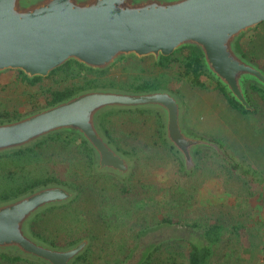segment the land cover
<instances>
[{
  "label": "rangeland",
  "instance_id": "obj_1",
  "mask_svg": "<svg viewBox=\"0 0 264 264\" xmlns=\"http://www.w3.org/2000/svg\"><path fill=\"white\" fill-rule=\"evenodd\" d=\"M239 48L264 71V23L244 35ZM157 63L153 57L122 59L102 78L162 82L181 100L187 129L219 144L226 158L201 149L187 174L163 138L157 111L107 113L101 127L133 161L131 173L124 179L94 173L93 160L88 165L77 142L42 147L45 168L57 171L76 197L31 227L60 247L89 239L83 259L74 264H188L186 244L201 241L204 229L218 225L222 238L209 264H264V90L248 87L254 111L241 113L207 74L200 90L178 75V64L162 68ZM58 79L30 86L17 79L16 71L0 74V116L18 117L42 107L31 96L66 84ZM14 264L40 263L21 259Z\"/></svg>",
  "mask_w": 264,
  "mask_h": 264
},
{
  "label": "water",
  "instance_id": "obj_2",
  "mask_svg": "<svg viewBox=\"0 0 264 264\" xmlns=\"http://www.w3.org/2000/svg\"><path fill=\"white\" fill-rule=\"evenodd\" d=\"M262 23L264 0H0V74L16 71L29 80L45 79L69 61L102 72L122 59L153 57L158 62L195 48L207 76L253 112L248 87L264 90V71L243 55L239 42ZM137 110L160 114L163 138L187 174L195 169L201 149L226 158L219 144L187 129L182 102L173 92L111 87L84 89L0 120V155L59 134L73 135L91 150L94 173L124 179L133 161L109 142L101 118ZM75 197L69 187L52 183L0 202V254L40 264H74L89 239L55 247L35 237L31 223L39 213Z\"/></svg>",
  "mask_w": 264,
  "mask_h": 264
},
{
  "label": "trees",
  "instance_id": "obj_3",
  "mask_svg": "<svg viewBox=\"0 0 264 264\" xmlns=\"http://www.w3.org/2000/svg\"><path fill=\"white\" fill-rule=\"evenodd\" d=\"M173 63L178 64V75L186 79L190 86L200 90L205 89L206 86L202 82V77H206V72L201 61V54L197 49H181L169 57H161L157 65L165 68L170 67V65ZM108 70L97 72L74 61H69L62 67L53 71L46 79L34 78L29 80L21 72H17V79L20 82H24L30 86L41 84L43 81L49 80L53 77H59L57 80L58 83L66 82L65 85L56 83L55 86L41 88L39 93L36 92L31 96L36 98L38 103L37 105L42 107L60 102L61 100L70 97L74 93L88 88L111 87L127 90L132 89L135 91H147L151 88L165 89L162 82L155 81V79L142 82L137 80H128L120 83H116L114 78L103 79L102 76L105 75ZM76 79H79V81H76ZM216 87L218 91H220L225 96L229 105L234 110L240 111L241 113L249 112L244 110L238 103L228 97L224 89L219 86V84H216ZM249 87H251L252 91H260L258 88H256V85H250ZM140 111L144 110H137L135 113H145ZM119 113L130 114L132 112L120 111ZM16 116L17 115L15 114L0 116V120H5L7 118V120H9V118H16ZM76 138L77 137L73 135L59 134L43 140L42 142L37 143L30 148L0 155V202L14 199L39 186L52 183L66 185L57 171L48 170L45 168V165H43L44 157L39 152V150L42 147L50 145V143L64 141L71 145L77 142L78 146H80L82 152H84V155L87 158L88 165H91L93 160L91 150L88 149L85 142H82L79 138ZM67 205L60 207L66 208ZM56 208L59 207L46 209L45 211L39 213L33 219V221L36 223L46 212L55 211ZM222 231L223 229L221 226H210L203 230L201 241L188 242L186 244L188 264H209L213 249L218 246L221 241ZM31 232L35 237L43 240L46 243L55 247L59 246L56 241H48L46 238H44L42 232L35 231L34 225L31 227ZM83 257L84 256L79 257L78 261L82 260ZM0 260L14 264L20 262L21 259L0 254Z\"/></svg>",
  "mask_w": 264,
  "mask_h": 264
}]
</instances>
